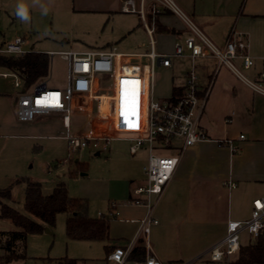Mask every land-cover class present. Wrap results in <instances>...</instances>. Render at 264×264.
Here are the masks:
<instances>
[{
    "label": "rangeland",
    "instance_id": "rangeland-1",
    "mask_svg": "<svg viewBox=\"0 0 264 264\" xmlns=\"http://www.w3.org/2000/svg\"><path fill=\"white\" fill-rule=\"evenodd\" d=\"M87 1L0 0V50L4 42L12 41L17 36L26 38L28 50L46 54L107 48L131 53L142 51L136 46L143 41L150 42L145 31L136 28L137 15L86 10ZM20 4L28 9V22H23L16 14ZM155 39L158 52H171L173 36L156 34ZM49 57V74L39 82H47L49 88H63L67 82L68 64L59 54ZM174 62L176 74L190 68V62L185 59ZM199 63L201 67L197 73L202 80L209 81L206 74L212 62L206 60ZM222 66L219 79L224 78L225 81L220 86L219 95L223 108L213 118L219 126L230 125L232 121L230 107L236 103L235 87L239 80L232 76L225 64ZM3 72L0 70V73ZM217 75V72L213 74L209 85ZM177 79L171 78L170 70L158 67L154 99L159 102L167 100ZM219 79L213 88L219 87ZM14 84L13 77L0 76V192L9 191L8 196L0 194L1 202L25 213L27 182L39 183L42 193L49 195L55 183L63 181L72 198L86 202L89 217L100 218L103 214L111 219L114 226L111 236L114 240L111 243L122 245L124 241L119 238L127 231L125 223L120 222L124 217L122 211L131 212L124 205L128 201L129 184L134 180L133 175L142 172L148 152L143 149L133 157L130 154L131 143L124 140L112 141L110 150L99 155L91 148L70 152L67 141L60 137L56 128L57 116H39V125L17 120L15 101L25 89L24 86L16 88ZM227 84L229 86L225 87ZM72 119L77 130L88 129L89 122L85 117L74 115ZM98 129H101V134H112L106 125H100ZM116 213H119L117 219L114 218ZM68 217L66 213L58 214L50 233L30 234L26 244L27 259L9 264H59L63 258L82 260L85 264H107L108 253L104 242L78 241L67 237ZM15 229L11 220L0 217V231ZM248 241L249 237L242 234L241 243Z\"/></svg>",
    "mask_w": 264,
    "mask_h": 264
},
{
    "label": "built area",
    "instance_id": "built-area-1",
    "mask_svg": "<svg viewBox=\"0 0 264 264\" xmlns=\"http://www.w3.org/2000/svg\"><path fill=\"white\" fill-rule=\"evenodd\" d=\"M170 9L185 24L188 35L174 44L172 53H161L155 48V26L147 25L150 51L145 53H122L116 48L85 52H50L61 55L68 64L67 82L63 88H49L47 82H39L16 98V117L19 122H33L39 116L60 114L70 152L91 148L99 154L108 152L113 140L131 142L130 153L148 152L144 167L145 185L138 187L135 198L128 203L144 206L148 213L140 222L136 238L127 247H118L107 257L109 262L125 264L137 243H142L146 257L134 264H164L153 253L149 235L158 221L153 217L152 198H160L171 181L185 150L198 142L208 140L201 127L211 85L202 89L196 60L216 58L225 64L256 93L264 96V68L256 81L248 80L236 66L241 60L245 69L255 65L247 53L248 43L232 33L224 48H218L203 31L187 16L174 0H157ZM125 11L137 12L136 4L129 0ZM146 21V20H145ZM26 48V38L17 36L0 50V54L24 57L31 53ZM192 59L191 69L185 75L180 92L165 101L154 99L156 70L171 68L174 59ZM4 78L13 77L15 87L23 81L14 72L0 73ZM131 101V102H130ZM130 102V103H129ZM129 106V107H128ZM124 112V116H122ZM74 115H81L89 122L87 130L73 131ZM108 126L112 134H101L98 126ZM242 140L244 136L240 137ZM233 152L234 140L219 141ZM233 186V185H232ZM264 232V200L254 201L251 218L247 221H230L223 240L209 251V264H230L241 248V235L248 233L256 239Z\"/></svg>",
    "mask_w": 264,
    "mask_h": 264
},
{
    "label": "crops",
    "instance_id": "crops-1",
    "mask_svg": "<svg viewBox=\"0 0 264 264\" xmlns=\"http://www.w3.org/2000/svg\"><path fill=\"white\" fill-rule=\"evenodd\" d=\"M128 1L88 0L86 10L130 13L125 11V8L129 7ZM133 1L137 12H144L146 21L139 13L130 14L137 15L135 17L137 19L135 20L137 21L136 28L145 31L147 36L146 24L153 25V23L155 35H171L174 44L184 40L187 36L188 30L184 22L157 0ZM174 2L218 48H224L232 33L248 43L247 53L254 59L255 65L250 69H245L241 60H235V64L241 72L245 73L244 76L248 80H257L264 68V0H174ZM7 42L9 41L4 42L3 46ZM149 43L143 41L136 46L142 51L131 53L150 51ZM174 44L170 53L173 52ZM155 48L158 51L157 41ZM180 59L189 61L190 68L176 74L174 60L179 59L173 60V66L168 70L173 80L176 77L178 79L177 83L172 85L171 96L180 92L185 75L192 66V59L188 57ZM206 60L212 62V67L206 74L209 81L215 72L218 74L214 82L210 83L212 84L211 90L201 118V127L205 129L209 139L198 142L185 150L162 197L152 198V203L155 205L153 217L158 224L152 226L149 242L154 255L164 264H209V251L224 239L228 223L249 220L254 209V201L264 200V96L256 93L226 65L232 76L239 79L237 88L235 87L234 101L236 103L230 107L232 113L230 125H216L213 118L223 108L219 91L225 79H219L223 66L219 65L217 59L213 57L197 59V70L201 67L199 62ZM199 77L202 89L210 86L207 79L202 80L201 75ZM218 79L219 87L213 88ZM228 86L227 84L225 87ZM15 105L17 108L16 101ZM124 114L122 112V116ZM51 115L57 116L56 128H58L60 137L67 141L62 116L60 114ZM38 118L40 117L33 122L21 123L39 125ZM73 131H77L74 122ZM241 136L245 138L242 140ZM228 139L234 140L233 145L237 148L236 152L228 146L220 145L219 141ZM147 162L148 155L142 172L133 175L134 180L129 184L128 201L124 205L130 208L131 212L122 211L124 217L120 219V222L125 223L124 226L127 229L119 238L124 241L122 245L111 243L114 240L111 237L114 226L110 224V239L104 242L108 255L118 247L129 246L138 235L141 220L148 213L146 207L128 203L136 197L134 191L147 182L144 172ZM59 182L61 181L56 182L54 187ZM118 217L119 213L114 214L115 219ZM51 231L52 228L45 226L44 232L50 233ZM245 234L249 237V241L241 243L243 248L258 244L260 240L261 243L264 242V235L258 240L248 233ZM138 246H143V244L137 243L136 247ZM236 258L237 255L232 262ZM136 261L129 259L125 264L129 262L134 264ZM106 262L115 264L109 262L107 258Z\"/></svg>",
    "mask_w": 264,
    "mask_h": 264
},
{
    "label": "trees",
    "instance_id": "trees-1",
    "mask_svg": "<svg viewBox=\"0 0 264 264\" xmlns=\"http://www.w3.org/2000/svg\"><path fill=\"white\" fill-rule=\"evenodd\" d=\"M50 57L45 53L31 52L24 57H13L0 54V70L11 71L19 75L25 90L35 86L49 74ZM8 196L9 191H1ZM25 213L6 205L0 200V217L11 220L15 230L0 231V264L25 260L27 238L30 234H40L45 226L55 227L57 215L68 214L66 223L67 237L71 240L88 242H106L110 239L111 219L106 216L91 218L87 213V204L82 199L72 198L65 182L56 184L49 195L42 193L39 183L27 182ZM264 232L257 238L260 240ZM264 242L241 247L237 258L231 264H263ZM143 246L136 247L130 254V260H144ZM59 264H84L77 259L63 258Z\"/></svg>",
    "mask_w": 264,
    "mask_h": 264
},
{
    "label": "clouds",
    "instance_id": "clouds-1",
    "mask_svg": "<svg viewBox=\"0 0 264 264\" xmlns=\"http://www.w3.org/2000/svg\"><path fill=\"white\" fill-rule=\"evenodd\" d=\"M16 14L23 22L29 21L28 9L24 4L18 5Z\"/></svg>",
    "mask_w": 264,
    "mask_h": 264
},
{
    "label": "water",
    "instance_id": "water-1",
    "mask_svg": "<svg viewBox=\"0 0 264 264\" xmlns=\"http://www.w3.org/2000/svg\"><path fill=\"white\" fill-rule=\"evenodd\" d=\"M97 155H99V153H97Z\"/></svg>",
    "mask_w": 264,
    "mask_h": 264
}]
</instances>
